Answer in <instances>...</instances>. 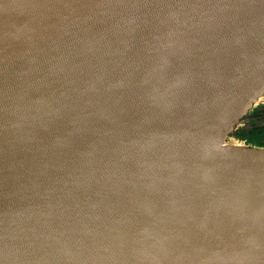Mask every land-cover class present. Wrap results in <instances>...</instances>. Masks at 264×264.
Instances as JSON below:
<instances>
[{
	"label": "water",
	"instance_id": "obj_1",
	"mask_svg": "<svg viewBox=\"0 0 264 264\" xmlns=\"http://www.w3.org/2000/svg\"><path fill=\"white\" fill-rule=\"evenodd\" d=\"M264 0H0V264H264Z\"/></svg>",
	"mask_w": 264,
	"mask_h": 264
},
{
	"label": "flooded vegetation",
	"instance_id": "obj_2",
	"mask_svg": "<svg viewBox=\"0 0 264 264\" xmlns=\"http://www.w3.org/2000/svg\"><path fill=\"white\" fill-rule=\"evenodd\" d=\"M231 136L239 143L251 147L255 146L254 141H264V102L259 103L242 117L241 126Z\"/></svg>",
	"mask_w": 264,
	"mask_h": 264
},
{
	"label": "rangeland",
	"instance_id": "obj_3",
	"mask_svg": "<svg viewBox=\"0 0 264 264\" xmlns=\"http://www.w3.org/2000/svg\"><path fill=\"white\" fill-rule=\"evenodd\" d=\"M264 102V101H263ZM230 141H232V142H236V138L235 137H231V139H230ZM254 142H256L255 143V146H258V147H264V143H262V142H264V141H254Z\"/></svg>",
	"mask_w": 264,
	"mask_h": 264
}]
</instances>
